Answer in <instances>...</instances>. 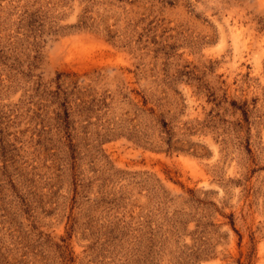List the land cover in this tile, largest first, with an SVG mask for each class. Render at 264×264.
<instances>
[{
    "label": "rangeland",
    "instance_id": "374dc122",
    "mask_svg": "<svg viewBox=\"0 0 264 264\" xmlns=\"http://www.w3.org/2000/svg\"><path fill=\"white\" fill-rule=\"evenodd\" d=\"M0 264H264V0H0Z\"/></svg>",
    "mask_w": 264,
    "mask_h": 264
}]
</instances>
